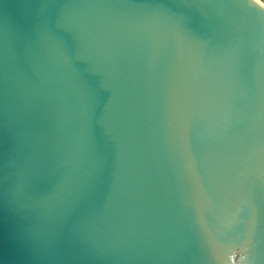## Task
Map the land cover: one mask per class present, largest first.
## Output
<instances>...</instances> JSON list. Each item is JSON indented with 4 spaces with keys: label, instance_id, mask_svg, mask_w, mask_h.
Instances as JSON below:
<instances>
[{
    "label": "water",
    "instance_id": "water-1",
    "mask_svg": "<svg viewBox=\"0 0 264 264\" xmlns=\"http://www.w3.org/2000/svg\"><path fill=\"white\" fill-rule=\"evenodd\" d=\"M0 264H264V5L0 0Z\"/></svg>",
    "mask_w": 264,
    "mask_h": 264
},
{
    "label": "rangeland",
    "instance_id": "rangeland-1",
    "mask_svg": "<svg viewBox=\"0 0 264 264\" xmlns=\"http://www.w3.org/2000/svg\"><path fill=\"white\" fill-rule=\"evenodd\" d=\"M260 2H262L264 4V0H259Z\"/></svg>",
    "mask_w": 264,
    "mask_h": 264
},
{
    "label": "bare ground",
    "instance_id": "bare-ground-1",
    "mask_svg": "<svg viewBox=\"0 0 264 264\" xmlns=\"http://www.w3.org/2000/svg\"><path fill=\"white\" fill-rule=\"evenodd\" d=\"M259 1V0H258ZM260 2V1H259ZM262 3V2H261ZM263 4V3H262ZM264 5V4H263Z\"/></svg>",
    "mask_w": 264,
    "mask_h": 264
}]
</instances>
